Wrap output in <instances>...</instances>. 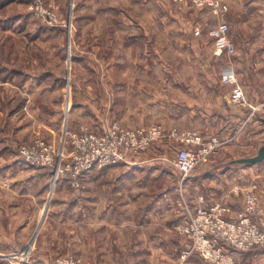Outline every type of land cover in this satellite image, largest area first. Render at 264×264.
<instances>
[{"label": "rangeland", "instance_id": "1", "mask_svg": "<svg viewBox=\"0 0 264 264\" xmlns=\"http://www.w3.org/2000/svg\"><path fill=\"white\" fill-rule=\"evenodd\" d=\"M226 4L224 20L235 45L233 55H219L209 35L220 17L187 3L181 7L173 0H53L51 10L57 22L52 24L30 10L25 0H0V111L24 103L16 85L24 72L53 73L43 86L46 94L34 97V104L46 114L57 112L50 117L53 129L47 134L40 130L38 138L62 147L77 131L73 128L81 123L79 114L68 128L63 127L66 131L62 129L63 112L58 111L69 100L71 109L90 113V123L102 117V125H162L206 138L216 136L222 142L220 151L192 171L184 185L174 166L176 145L169 140L140 155L138 166L119 164L94 170L79 187L55 178L49 169L25 164L19 215L9 209L10 215L1 213L0 220L24 223V245L28 246L45 217L29 263L35 259L55 264L59 258L80 257L101 264L96 245L83 241L100 233L107 239L105 247L117 255L116 264H124L129 254L130 264H173L176 256L168 258L160 248L171 253L181 242L187 246L178 227L189 219L199 197L210 204H224L234 198L235 185L256 186L264 207V162L254 166L233 163L257 154L264 145V125L259 120L264 111L230 102L239 85L251 106L264 103V50L243 48L241 0H226ZM255 21V17L250 19ZM197 28L200 35L195 34ZM33 59H37L34 65ZM226 69H233L236 83L227 81ZM66 77L71 85L68 96ZM6 80L11 82L1 85ZM8 95L19 98L11 104ZM93 111L96 115H91ZM34 139L19 140L16 151ZM235 197L244 199L239 194ZM102 219L114 225L100 229L96 225ZM146 219H150L147 227ZM144 233L153 235L150 262L133 258V251L150 244L134 240ZM236 257L246 264H264V249Z\"/></svg>", "mask_w": 264, "mask_h": 264}, {"label": "built area", "instance_id": "2", "mask_svg": "<svg viewBox=\"0 0 264 264\" xmlns=\"http://www.w3.org/2000/svg\"><path fill=\"white\" fill-rule=\"evenodd\" d=\"M29 9L38 17L56 23V14L51 10L53 0H25ZM179 6L186 3L197 9L208 8L220 17L217 26L209 30L217 53L233 55L235 45L229 37L230 27L224 20L228 11L226 0H173ZM199 28L195 34L200 35ZM227 81L236 83L233 69H226ZM230 102L243 109L264 111V103L251 106L239 85L230 95ZM174 146V166L181 174L182 184L198 166L216 155L222 142L216 136L203 137L193 131L182 132L166 129L162 125L128 128L117 122L107 124L101 133L82 125L71 133L63 147L36 138L18 148V156L33 168L50 169L55 178L68 180L79 187L83 176L93 170H101L119 164L138 166V158L150 148L164 141ZM235 196H244L241 209L230 204H207L201 196L189 219L179 225V232L185 236L187 246L180 254L178 264H189L194 255L200 256L205 264H246L237 254L264 247V207L260 204L256 186L235 185ZM55 264H91L80 257L59 258Z\"/></svg>", "mask_w": 264, "mask_h": 264}, {"label": "crops", "instance_id": "3", "mask_svg": "<svg viewBox=\"0 0 264 264\" xmlns=\"http://www.w3.org/2000/svg\"><path fill=\"white\" fill-rule=\"evenodd\" d=\"M233 8L234 7L231 5L232 12ZM241 9L243 10H241L240 12V35L242 38V44L244 46L243 48L246 49L247 52L249 50H264V0H241ZM231 14L232 13L228 15V18L230 19H232ZM253 17L256 18V21L250 22V19ZM36 61L37 59H33V65L36 63ZM68 61H72L71 56L68 58ZM23 74L24 79H18L19 83H16V85L18 87V90L23 92L24 103L18 105L17 109H6L0 111V214L5 212L7 216L10 215L7 212L9 209L16 212L13 213V215H19L18 210L21 209V205L23 204L22 202H19V199L23 200L24 198L23 172L25 169V163L18 156V151H16L15 144L19 140H23L25 138H38L39 136H41L40 130L45 131L47 134L48 131L53 129L52 127L54 125L53 120L50 117L57 113L55 111H49V114H46L34 104V97L36 94H46V92L42 91V89H44L43 86L45 84V81L50 79L53 73L46 71L38 75H35L33 73L32 75H30V73L28 72H24ZM64 81L66 84L65 91L67 92L68 96L71 92V85L69 82L70 78L66 77L64 78ZM10 82V80H6L1 82V85L7 86ZM5 91L9 94L8 89H6ZM18 98L19 95H17V97L15 98L11 97V99H9L8 95V103L13 104ZM257 99H259L258 96ZM71 108L72 105L70 104V101L67 100L65 102V108L58 111L61 115L63 112V120L61 123L63 131H66V129L64 128L69 127L71 119L76 114H79L80 116L82 115V120L80 124L73 128V130H78L82 125H87L91 130L98 133H101L105 130V127L107 125H102V117L95 120V122L97 123L93 122L94 120L92 121L93 123H90V119L87 117L90 113H86L83 115L81 111H77V109ZM92 114L96 115L94 111L93 113H91V115ZM93 171L88 172L83 176L84 182ZM242 202L243 201L240 197H235L234 195V198H232L231 201H228L224 204H230L234 209L238 210L241 209ZM207 204L210 203L207 202ZM15 220L16 221L5 220V222L0 220V264H42L38 262L36 263L35 259L30 263L28 262V260L36 241H40V232H42L41 228L44 223L45 217H43L39 221L38 226L29 241L28 246L24 245V223L18 225V219ZM147 221H150V219L145 220V227H147ZM106 225L114 224H110L109 222L102 219L100 220V223H97L96 226H98V228L100 227L101 229L102 226L105 227ZM87 226L93 228L94 224L88 223ZM9 232L11 233L9 234ZM144 235L145 236L143 237L138 235L134 238V240L150 244L148 246L146 245L142 247L139 250L133 251V258L136 259L137 257H142L143 259L141 262H150L152 261L151 258L154 254V246L152 245L153 235H147V233H144ZM102 236L103 235L99 233L97 238L92 236L84 239V244H88L91 246L96 245V248L98 249L97 258L101 264H116V261H118V257L117 255L111 253L110 249H108V245L105 247V240L107 239H105V237L102 239ZM37 245L38 243H36V247ZM183 246L184 245L182 244V242L180 245L177 244V246L172 249L171 253L168 252L166 248H160V250L161 252L170 255L168 258L176 256V260L173 261L174 263L176 262L175 264H177L178 256L181 250L184 248ZM148 257H151L150 260L148 259ZM129 262L130 254L125 257L124 264H130ZM134 262L136 264V261ZM189 264L205 263L200 256L194 255L190 258Z\"/></svg>", "mask_w": 264, "mask_h": 264}, {"label": "water", "instance_id": "4", "mask_svg": "<svg viewBox=\"0 0 264 264\" xmlns=\"http://www.w3.org/2000/svg\"><path fill=\"white\" fill-rule=\"evenodd\" d=\"M259 120L264 125V114L262 117H259ZM262 162H264V145L258 150L257 154L251 157L241 158L233 161L234 164H239L243 166H254Z\"/></svg>", "mask_w": 264, "mask_h": 264}, {"label": "trees", "instance_id": "5", "mask_svg": "<svg viewBox=\"0 0 264 264\" xmlns=\"http://www.w3.org/2000/svg\"><path fill=\"white\" fill-rule=\"evenodd\" d=\"M39 169H46V168H39ZM50 170V169H49ZM52 172V171H51Z\"/></svg>", "mask_w": 264, "mask_h": 264}]
</instances>
